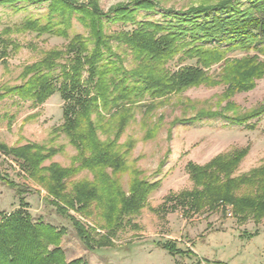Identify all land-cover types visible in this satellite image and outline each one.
Returning <instances> with one entry per match:
<instances>
[{
	"label": "rangeland",
	"instance_id": "374dc122",
	"mask_svg": "<svg viewBox=\"0 0 264 264\" xmlns=\"http://www.w3.org/2000/svg\"><path fill=\"white\" fill-rule=\"evenodd\" d=\"M89 1L95 2L106 13L110 7L127 4L131 0H74L78 5ZM153 1L157 3L155 13L141 12L136 17L137 22H163L166 11L180 13L190 7L217 5L228 0ZM239 2L242 9L251 6L250 0ZM48 5L49 2L40 5L16 3L14 7L0 5V38L15 48L11 51V47L5 49L0 46V94L5 92V88L19 86L26 81L20 78L24 67L41 61L51 51L65 50L66 40L37 35L20 27L29 17H41L44 24ZM76 19L74 15L69 23L70 35L76 33L86 37L87 30ZM136 25L108 24L105 32L113 36L119 31H131ZM6 29L9 32L6 33ZM110 43L127 71L140 67L128 45H118L114 41ZM225 45L222 40L207 47L212 50L211 47L225 48ZM4 51L7 53L5 57ZM183 51L185 49L178 45L175 53L159 62L157 69L152 71L154 77H168L186 67H200L196 59H188ZM219 53L212 58L207 56L204 67H200L205 80L180 93L152 101L149 91L140 83L137 87L144 91L120 103L117 114L112 116L115 109L106 113L99 108L90 116L93 124L99 126L96 128L97 139L101 142L117 139L119 152L124 154L125 165L129 168L121 176L125 192L132 169L138 172L139 178L149 183L161 182L159 189L149 195L140 213L131 218L136 227L126 225L119 230L116 237L111 239V247L97 251L86 249L69 219L59 215L51 205L55 198L38 179L44 173L36 175L35 179L21 158L0 153V176L17 183L26 191L23 199L33 222L50 224L55 228V233L61 229L65 231L58 247L64 254L66 264L77 259L86 264H264V219L259 224L253 221L237 223L232 206L223 207V204L214 211L203 210L194 215L183 213L179 206L172 212L171 206L175 200L165 201L167 197L172 198L195 188L185 170L188 163L203 167L216 157H230L249 146L234 175L239 176L264 166V113L246 125L230 123L231 119H241L264 109V54L254 51L227 53V50ZM56 63L63 65L69 62L63 56ZM58 68L53 72L57 85L60 82ZM240 78L242 83L236 85ZM149 104H153L150 109L147 107ZM62 109L63 101L57 93L41 105L8 95L0 100V144L16 149L27 144L45 146L47 150L55 149L56 154L41 166L56 164L60 168H69L77 150L66 134L55 131L63 123ZM123 117L126 124L119 133L118 124ZM103 171L112 173L110 169ZM82 181H93V173L82 169L65 180L64 194L69 197L72 184ZM251 188L250 191L243 189L241 194L253 193L254 188ZM57 204L87 231L93 230L96 241L99 236H106L97 227L95 219L85 217L60 201ZM18 208L19 197L0 183V212L8 215ZM168 241L175 242L181 252L169 254L164 248ZM53 248L54 245L48 246V250Z\"/></svg>",
	"mask_w": 264,
	"mask_h": 264
},
{
	"label": "trees",
	"instance_id": "16d2710c",
	"mask_svg": "<svg viewBox=\"0 0 264 264\" xmlns=\"http://www.w3.org/2000/svg\"><path fill=\"white\" fill-rule=\"evenodd\" d=\"M250 1L251 6L244 9L239 0H228L217 5L190 7L180 13L166 11L163 22H137L139 13H155V1L131 0L127 4L110 7L108 12L103 13L93 1L78 5L74 0H0V5L5 7H14L16 3L40 5L49 2L44 24L41 17H29L20 27L37 35H50L67 41L63 52L51 51L41 61L24 67L20 78L26 81L22 85L5 88V92L0 94V100L12 94L41 105L52 95L59 94L63 101V123L55 131L68 136L77 155L69 168H60L56 164L41 166L56 154L55 149L47 150L45 146L27 144L16 149L0 144V153L21 158L35 179L36 175L46 174L38 179L54 196L55 202L51 201V205L59 215L69 219L86 249L97 251L111 247V239L126 225L134 226L131 218L140 213L149 195L161 185L159 180L149 183L139 178L138 172L132 169L128 190L125 192L121 176L129 168L125 165L124 154L119 152L117 139L106 142L97 139L96 128L99 126L93 124L90 116L99 108L106 113L115 109L112 116L117 114L120 103L144 91L137 87L140 83L144 84L150 100L154 101L202 82L205 74L200 67H204L207 56L212 58L220 54L219 51H254L264 54V0ZM74 15L77 22L87 30L86 37L76 33L70 35L69 23ZM116 23L137 25L131 31L123 30L113 36L107 35L106 26ZM222 40L226 43L225 48L215 46L208 50V45ZM111 41L118 45H128L140 67L127 71L120 56L114 54ZM178 45L185 49V57L196 59L200 67H186L168 77H154L152 71L157 69V64L175 53ZM0 46L5 49L11 47V51L15 49L1 38ZM5 51L3 57L7 55ZM63 56L69 63L57 64L56 61ZM57 68L60 73L58 85L53 80V72ZM240 80L235 82L236 85L242 83ZM152 106L149 104L147 107L150 109ZM262 113L264 109L241 119H231L230 123L246 125ZM125 124L126 118L123 117L118 124L119 133ZM248 150L249 146L234 152L230 157H216L203 167L188 163L185 170L195 188L166 198L165 201L175 200L171 206L172 212L179 206L183 213L194 215L203 210L214 211L223 204V207L232 206L237 223L253 221L259 224L264 219V166L239 176L234 175ZM82 169L93 173V181L73 183L72 192L67 197L64 194L65 180L74 177ZM104 169H110L112 173L107 174ZM0 183L19 197V208L16 211L8 215L0 212V264H66L64 254L58 247L59 239L65 231L61 229L55 233V228L50 224L33 222L23 199L26 191L3 176H0ZM251 187L254 188L253 193L241 194L243 189L248 188L250 191ZM57 201L85 217L95 219L97 227L106 236L101 235L96 241L94 231H87ZM222 212L224 215V209ZM49 245H54V248L48 250ZM164 248L171 255L181 252L172 241H168ZM67 264L86 263L77 259Z\"/></svg>",
	"mask_w": 264,
	"mask_h": 264
}]
</instances>
